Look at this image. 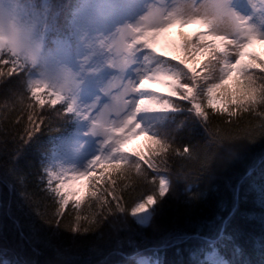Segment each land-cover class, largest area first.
I'll return each mask as SVG.
<instances>
[{
    "label": "trees",
    "instance_id": "trees-1",
    "mask_svg": "<svg viewBox=\"0 0 264 264\" xmlns=\"http://www.w3.org/2000/svg\"><path fill=\"white\" fill-rule=\"evenodd\" d=\"M46 1L55 11L57 0ZM74 6L63 0L54 19H47L50 26L58 31ZM13 67L20 68L0 53V262L137 264V250L162 264H199L215 248L229 264H264V103L239 106L228 117L205 104L208 118L200 123L178 113L181 124L172 130L168 151L149 158L159 166L156 181L167 175L171 184L164 197L156 196L147 223L131 214L142 198L158 193L152 170L143 179L146 164L107 174L106 185L95 182L93 190L115 189L107 203L88 197L78 210L66 206L60 213L57 199L42 186L40 156L47 133L61 125L56 113L66 105L60 100L52 106L57 95L47 90L42 98L54 109L41 113L38 102L24 96V76L9 77ZM29 115L35 117L30 121Z\"/></svg>",
    "mask_w": 264,
    "mask_h": 264
},
{
    "label": "rangeland",
    "instance_id": "rangeland-1",
    "mask_svg": "<svg viewBox=\"0 0 264 264\" xmlns=\"http://www.w3.org/2000/svg\"><path fill=\"white\" fill-rule=\"evenodd\" d=\"M91 2L92 0L76 2L72 21L74 42L56 41L49 54L42 56L36 51L37 39L35 38L41 14H38L34 8H28L23 4L19 12L15 13L16 19L12 20L8 0H0V42L1 39L6 38L4 46L7 49H11L13 53L27 56L32 67L28 73L29 81H38L42 85L47 84L58 92H69L65 110L69 106L72 108V113L67 114L72 118V127L52 137L51 146L44 162V167L48 166L50 171L60 172L62 169L72 167L83 170L91 156L97 155L95 151L105 137L92 132L93 119L91 118L99 117L106 106L119 105L125 98H130L123 93L127 87V81L134 77L142 61L144 44L140 42V37L151 38V35L157 30L169 25L176 15L185 17L205 15L214 17L229 14L251 16L253 17L252 22L264 30V12L261 11L264 1L261 0H224L227 6L224 12L218 10L217 5L220 0H119L116 8L104 16L90 14ZM89 14L90 22L87 23ZM184 27L186 29L180 26L178 32H171L164 38V51H168L172 55L183 56L185 54L180 48V33H193L201 29L199 25L193 24ZM217 34L228 35V32L222 31ZM229 38L237 39L234 34ZM258 42L263 45L262 50H264V42L259 39ZM192 43L199 44L201 42L194 38ZM72 45L73 49H70ZM228 49L235 52V48L232 46H228ZM219 55L221 54L214 51L201 60L200 66L197 67L201 78L207 74L205 65H209L210 61L215 63L213 56ZM245 60L252 62V67L245 71V78H251L254 81V86L256 82L264 81L263 78L259 79L257 76L258 73H264L262 71L264 57L246 56ZM189 61H192L190 54ZM221 66L220 64L216 65V77L220 75L219 68ZM235 80L234 76L229 81V86L232 88H235ZM211 82L218 83L219 80L213 79ZM261 90H264V86L260 90L257 89L258 97ZM224 94H226V89H221L217 96L220 98ZM228 97L231 99L230 96ZM197 100L200 103H205L207 97H198ZM115 112L116 108L113 107L112 119L116 118ZM140 136L142 135L131 138L128 144ZM68 137L72 139L71 144L68 142ZM146 143V138L143 137L140 141H135L132 144L131 150L135 153L145 149ZM128 144L125 147L130 152V149L127 148ZM151 154L149 153L148 156ZM148 156L146 159H149ZM126 165L130 167V163ZM142 166L145 165L142 163ZM72 176L73 173L70 171L65 173L64 183H69ZM96 176L94 174L91 177L93 182H90L91 180L89 181L88 178L77 180L72 184V187L81 193L87 191L88 187H92L93 190L95 182L99 184L98 181L101 180L98 179L100 175ZM46 179L47 177L44 176V180ZM102 180L106 181L101 184L109 183L107 174ZM58 183L59 181L54 180L52 186L55 187ZM45 187L48 188L47 185ZM67 206L77 209L74 201H70ZM82 206L83 203L79 208ZM153 207L148 209L151 213L147 214L148 219L145 222H140L139 214L133 215L134 218L141 224L147 223L150 220ZM157 260V257H152L150 254H142L137 259L138 264H158ZM206 264L229 263L218 253L211 252L208 254Z\"/></svg>",
    "mask_w": 264,
    "mask_h": 264
},
{
    "label": "snow or ice",
    "instance_id": "snow-or-ice-1",
    "mask_svg": "<svg viewBox=\"0 0 264 264\" xmlns=\"http://www.w3.org/2000/svg\"><path fill=\"white\" fill-rule=\"evenodd\" d=\"M118 2L119 0H92L90 14L104 16L113 11ZM217 7L220 12H224L227 6L224 0H220ZM261 11L264 12V7L261 8ZM90 14L87 23L90 22ZM189 24L199 25L201 30L193 33H180V48L185 53L183 56L172 55L168 51H162L157 46V37L161 33L166 32L175 25L183 28ZM222 31H227L228 35L217 34ZM232 34L237 39L229 38ZM194 38L201 43L193 44ZM258 39L264 42V30L254 24L252 18L232 16L231 14L216 15L214 17L207 15L191 17L176 15L169 25L157 30L151 35V38L141 37L140 42L144 44L142 61L134 77L127 81V87L123 93V95L130 98H125L119 105L106 106L99 117L91 118L93 119L92 132L105 137L100 154L92 157L83 170L72 167L56 172L50 171L48 166L42 169L43 176L41 179L43 180L44 176L47 177L44 183L48 186V190L53 193L54 198H58L59 212L62 213L70 201H74L75 206L79 208L85 198L89 196L96 198L100 205L107 203V195L110 190L115 191L114 188L100 187L97 190H92V187H88L87 191L81 193L78 189L72 187V184L77 180L88 178L90 181L93 176V169L102 160L106 163L103 165V172L100 173L98 179L102 180L104 174L109 170L118 171L122 165L129 163L130 168L139 171L143 163L147 165L143 179L147 180L148 170H152V182L155 183L159 166L152 160L146 159V156L152 153L159 157L160 153L168 151L169 143L174 141L169 124L175 114H186L196 123L207 120L208 113L201 103L196 102L198 97L206 96L208 106L223 112L228 111V96L231 98V103L243 102L246 105L245 110H248L247 106L254 109L257 103H264V91H261L258 97L254 81L251 78H245L246 69L252 67V62H246L245 57L256 55L248 50ZM228 46L234 47L235 52L229 51ZM214 51L221 55L213 56L215 63L210 61L209 65H205L207 74L201 78L197 72V67L200 66L204 57L211 55ZM189 54L192 57L191 62L189 61ZM217 64L222 65L219 68V77L215 76ZM19 74L18 71L13 70L10 72L9 77H18ZM234 76L236 77L235 88H232L229 86V81ZM213 79H218L219 82H211ZM221 89H226V94L218 98L217 93ZM25 90L39 105L43 106L48 103L42 98V93L48 90L47 84L42 85L38 81H31L27 84ZM173 98L184 102L187 106H174ZM61 99L62 97L58 96L54 98L51 101L52 106L60 103ZM113 107L116 108L115 119L111 118ZM65 112L66 114L72 113L71 106ZM138 117L139 122H137ZM28 119L31 121L32 116L29 115ZM35 130L39 131L38 125ZM32 132L31 129L27 132L29 140L32 137ZM138 135L144 136L147 143L145 149L134 153V156L138 159H132L125 146L131 138ZM68 142L69 144L72 143L71 137H68ZM184 151H188L187 145H185ZM109 161L111 163H107ZM161 163H165L162 158ZM69 171L73 173V176L71 181L66 184L64 183V176ZM54 180L59 181L55 187L52 186ZM110 184L114 185L115 181H111ZM98 191L100 193L99 197L97 195ZM168 191L169 181L164 176H160L158 193L142 198V202L131 208V214L134 216L139 214L140 222H145L148 219L147 214L151 213L148 209L157 203L156 196L164 197ZM113 200L117 201L116 208L119 211H125L120 206L118 197H113ZM79 219L80 217L77 216V221ZM0 264H12V262L4 260Z\"/></svg>",
    "mask_w": 264,
    "mask_h": 264
},
{
    "label": "bare ground",
    "instance_id": "bare-ground-1",
    "mask_svg": "<svg viewBox=\"0 0 264 264\" xmlns=\"http://www.w3.org/2000/svg\"><path fill=\"white\" fill-rule=\"evenodd\" d=\"M73 2H78L79 0H72ZM261 1H264V0H261ZM63 2V0H57V3H56V10L55 11H51L47 5V1L46 0H15L12 4L13 8L15 9H20V7L25 4L26 7L28 8H34L35 10L38 11V14H41V16L43 18H46L48 20H53L54 17L57 15L55 14L58 10V8L60 7L61 3ZM48 7V9H47ZM62 10V9H61ZM59 10V13L58 14H61L64 10ZM248 15V13H247ZM250 18L253 19V17L250 16ZM48 20H47V23L43 26L42 28V31H36V34H35V38L37 39V42H36V51L41 54L42 56H46L49 54V51L54 47L53 45V42L58 40V39H61V35H58L57 32L48 24ZM258 43V42H257ZM253 48H255V44H253L252 46ZM258 47L262 48L263 45L262 44H258ZM16 56H14V55ZM5 55L9 56L12 58V60L14 62H16L19 66V67H13L11 68L10 71H8V73L10 74L11 71L15 70V71H18L20 74V76L23 78V92H24V96L28 97L29 99L31 98L30 95L26 92L25 88L27 86V84L30 82L29 81V78H28V73H30L32 67H31V63L28 61L27 59V56L26 55H21V54H17V53H12V52H6ZM37 69V68H36ZM38 70V69H37ZM262 71L264 72V69H262ZM260 75V76H259ZM259 77V79H261L263 76H264V73L262 74H259L257 75ZM261 83V84H260ZM256 82V89L260 90V88H262L264 86V81H261V82ZM262 85V86H261ZM262 91V90H261ZM195 95V93H194ZM228 99V104H227V107H228V111L227 112H223V111H218V114H223V115H226L228 117V115L230 114L229 112L232 111V109H236L237 107L239 106H242L244 105L243 102L241 103H231V99H229V97H227ZM32 100V98H31ZM174 102V106L176 105H183V102L177 100L176 98H174L173 100ZM197 103H200L198 100H196ZM203 103V102H202ZM201 103V104H202ZM205 104L207 105V102L203 103L202 104V107H205ZM49 105L45 104L43 106L41 105H38L37 107L41 110V113H48V111H51L54 109V107H48ZM208 106V105H207ZM59 115L58 118H60L61 116V125H59L57 128H55L53 130L52 133H47V148L44 150V152L41 154L40 156V160H41V163H40V167H41V170H40V180L42 182V186L44 187V189L47 190V192L49 194H51L52 196H54L52 194V192L50 190H48L47 187H45V183H44V179L42 180L41 177L43 176V172H42V169L44 168V162L46 160V154H47V151L49 150L50 146H51V140H52V137L56 134H59L61 132H65L67 131L68 129H70L72 127V118L71 117H68V115L66 114L65 112V107H63V109H59L58 112L56 113ZM179 114H175L172 118V122L169 124V129L173 130L174 128H179L180 127V117L178 116ZM32 116V115H31ZM32 117H35V116H32ZM184 117V116H183ZM186 117V116H185ZM184 117V118H185ZM199 119V118H198ZM138 120H139V117H138ZM176 126V127H175ZM103 141V140H102ZM100 142V145L99 147L96 149L95 153L96 154H100L99 152L102 150L103 148V142ZM129 142V141H128ZM128 144V143H127ZM126 144V145H127ZM131 146L132 144L130 143L127 148L130 149V152L129 155L132 159H135L136 157L134 156V151L131 150ZM152 155V154H151ZM150 155V156H151ZM150 156H148V158H150ZM94 157V155L91 156V158ZM138 159V158H137ZM90 161V160H89ZM106 162L105 161H101L100 164L96 165L95 168L93 169V175H100L101 172H103V165L105 164ZM107 163H111L110 161L107 162ZM88 164V163H87ZM87 164H86V167H87ZM127 167L126 164L122 165L120 169L122 170H125ZM147 167V165H146ZM135 169V168H134ZM111 172H114V170H109V172L105 173V174H110ZM104 174V175H105ZM161 176H164L168 181H169V186L171 184L169 178L167 175H161ZM159 181V179H158ZM158 181H156V185H157V188H158ZM90 182H93L92 179ZM90 197V196H89ZM57 199V198H56ZM88 199V197H87ZM84 200L83 204H85L86 200ZM58 202V200L56 201ZM139 203V202H138ZM59 204V203H58ZM154 206V205H153ZM123 241L125 242H129V243H132V240H130V238H126L125 237H122L121 238ZM132 249V248H131ZM211 252H216L218 253L215 248H210L208 249L205 253H204V257L202 256L201 259L199 260V264H206L207 263V259H208V254L211 253ZM133 255L135 256H140V254L138 253L137 250L134 251ZM219 256L225 258L224 256H222L221 254L218 253ZM138 259V257H137ZM202 260V261H201ZM158 261V264H162L161 262ZM137 264H138V261H137Z\"/></svg>",
    "mask_w": 264,
    "mask_h": 264
}]
</instances>
